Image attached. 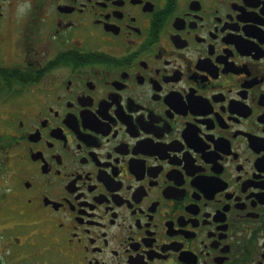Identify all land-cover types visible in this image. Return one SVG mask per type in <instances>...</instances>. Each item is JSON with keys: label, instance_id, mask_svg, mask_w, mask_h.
<instances>
[{"label": "flooded vegetation", "instance_id": "flooded-vegetation-1", "mask_svg": "<svg viewBox=\"0 0 264 264\" xmlns=\"http://www.w3.org/2000/svg\"><path fill=\"white\" fill-rule=\"evenodd\" d=\"M0 264H264V0H0Z\"/></svg>", "mask_w": 264, "mask_h": 264}]
</instances>
